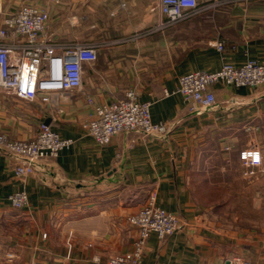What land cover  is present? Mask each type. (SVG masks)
<instances>
[{
	"label": "crops",
	"instance_id": "obj_1",
	"mask_svg": "<svg viewBox=\"0 0 264 264\" xmlns=\"http://www.w3.org/2000/svg\"><path fill=\"white\" fill-rule=\"evenodd\" d=\"M25 4L48 12L55 43L72 44L62 36L73 34V43L96 46L97 60L84 65L80 91L50 103L23 102L0 90V134L31 140L46 124L72 141L25 179L14 175L17 158L0 150V264H106L131 250L137 234L128 218L152 192L157 206L185 225L164 240L151 235L142 264H226L234 258L264 264L263 231L219 229L203 199L216 190L211 148L233 153L241 175L239 153L258 150L262 165L255 176H264V87L213 85V108L174 93L186 74L247 62L264 66V0H197L193 16L162 32L156 31L163 21L158 0H61L58 6L2 0L9 14ZM130 90L150 103L152 121L165 123L167 133L120 134L97 145L83 128L92 114L87 99L110 104ZM17 192L27 195L20 210L8 201Z\"/></svg>",
	"mask_w": 264,
	"mask_h": 264
},
{
	"label": "built area",
	"instance_id": "obj_2",
	"mask_svg": "<svg viewBox=\"0 0 264 264\" xmlns=\"http://www.w3.org/2000/svg\"><path fill=\"white\" fill-rule=\"evenodd\" d=\"M58 6L61 0H46ZM163 21L156 31L184 22L197 12V0H158ZM49 14L46 10L25 4L14 13H5L0 0V90L16 99L41 104L50 103L53 96L77 92L82 87L83 67L97 60L96 46L83 43L57 44L48 34ZM222 51L221 43H216ZM213 85L258 89L264 87V66L247 62L241 67L224 65L214 72L198 71L181 76L174 93L188 103L201 108L217 105ZM90 119L83 125L86 133L99 146L108 145L120 134L140 133L144 137H161L167 125L151 119L150 103H142L134 90L125 93L124 100L110 104L87 99ZM71 140L62 139L48 125L40 124L31 140H11L0 134V150L17 158L14 175L25 179L35 172L38 162L54 159L68 148ZM242 176H255L261 164L258 150L249 148L239 153ZM10 206L20 210L27 205L25 192L8 198ZM136 238L128 253L110 257L106 264H142L146 242L151 235L159 240L172 236L185 225L176 215L156 204V194L150 193L145 205L128 218ZM229 264H258L234 258Z\"/></svg>",
	"mask_w": 264,
	"mask_h": 264
},
{
	"label": "rangeland",
	"instance_id": "obj_3",
	"mask_svg": "<svg viewBox=\"0 0 264 264\" xmlns=\"http://www.w3.org/2000/svg\"><path fill=\"white\" fill-rule=\"evenodd\" d=\"M62 38L70 43L76 40L73 34ZM224 152L211 148L209 173L217 192L211 191L208 196H203L212 207L207 218L210 222H218L219 229L225 232L247 233L254 230L264 234V176L243 177L237 158L232 156L233 153L223 156Z\"/></svg>",
	"mask_w": 264,
	"mask_h": 264
},
{
	"label": "trees",
	"instance_id": "obj_4",
	"mask_svg": "<svg viewBox=\"0 0 264 264\" xmlns=\"http://www.w3.org/2000/svg\"><path fill=\"white\" fill-rule=\"evenodd\" d=\"M206 183V181L204 182V180H201V182H200V185L202 186V185H204ZM215 189V188H214ZM213 192H217V190H214Z\"/></svg>",
	"mask_w": 264,
	"mask_h": 264
},
{
	"label": "water",
	"instance_id": "obj_5",
	"mask_svg": "<svg viewBox=\"0 0 264 264\" xmlns=\"http://www.w3.org/2000/svg\"><path fill=\"white\" fill-rule=\"evenodd\" d=\"M229 263H230V261L226 262V264H229Z\"/></svg>",
	"mask_w": 264,
	"mask_h": 264
}]
</instances>
